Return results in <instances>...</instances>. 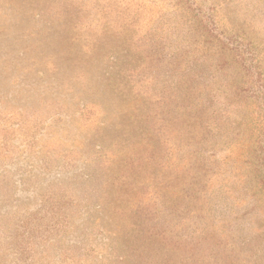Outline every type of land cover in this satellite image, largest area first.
I'll return each instance as SVG.
<instances>
[{"label": "rangeland", "instance_id": "obj_1", "mask_svg": "<svg viewBox=\"0 0 264 264\" xmlns=\"http://www.w3.org/2000/svg\"><path fill=\"white\" fill-rule=\"evenodd\" d=\"M0 264H264V0H0Z\"/></svg>", "mask_w": 264, "mask_h": 264}]
</instances>
